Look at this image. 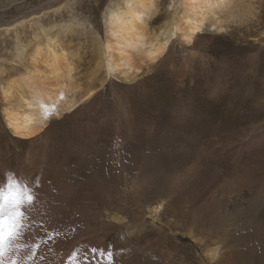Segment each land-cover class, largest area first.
Returning a JSON list of instances; mask_svg holds the SVG:
<instances>
[{"label": "rangeland", "instance_id": "obj_1", "mask_svg": "<svg viewBox=\"0 0 264 264\" xmlns=\"http://www.w3.org/2000/svg\"><path fill=\"white\" fill-rule=\"evenodd\" d=\"M113 1L0 0V83L19 87L16 45L42 24L81 92L94 89L26 140L7 129L0 94V218L16 224L4 264H203L200 236L225 241L233 264H264V0H236L222 31L174 38L130 79L96 65ZM178 6L158 0L151 30ZM35 43L24 64L43 72ZM159 199L175 228L146 211Z\"/></svg>", "mask_w": 264, "mask_h": 264}, {"label": "bare ground", "instance_id": "obj_2", "mask_svg": "<svg viewBox=\"0 0 264 264\" xmlns=\"http://www.w3.org/2000/svg\"><path fill=\"white\" fill-rule=\"evenodd\" d=\"M157 1L115 0L107 7L108 10L104 14L106 34L104 40H100L99 37L97 39L99 56L96 63L99 68L104 69L106 78L135 77L144 68V63L147 66L166 58V51L176 37L188 46L199 38L208 25L221 30L223 22L227 20L222 15L233 16L236 2V0H177L178 9H174L170 20L164 22L165 25L157 31H153L149 21L159 9ZM11 27L17 29L16 23L14 22ZM50 32L51 28H45L40 24L38 30L34 32V40L28 44L20 41L21 35H17L19 41L16 45V61L25 66L26 72L18 77L20 81L18 88H15V85L11 86L10 83L9 85L0 83V94L3 95L2 101L5 102L2 105L3 117L7 129L19 140L37 136L45 129L51 118L59 117L73 109L80 98L86 100L94 94L93 88L81 92L83 90L80 88L81 85L78 86L73 80L71 73L73 65L68 54L61 46L59 49L58 38L51 36ZM32 42H36V46L34 45L30 62H43V72L35 66L24 64L26 59L24 53ZM2 72L4 71L0 70V73ZM77 88L80 89L79 97L76 96ZM14 90L16 93H13ZM162 209L165 213H161V219L167 218L175 228L177 218L173 217L174 214H169L171 210L169 207L166 208L164 199L146 205V211L150 214L159 215ZM115 219L120 220L117 217ZM201 237L199 243L204 247L203 257L206 261L203 264H233L224 252L225 241L215 240L209 244Z\"/></svg>", "mask_w": 264, "mask_h": 264}, {"label": "snow or ice", "instance_id": "obj_3", "mask_svg": "<svg viewBox=\"0 0 264 264\" xmlns=\"http://www.w3.org/2000/svg\"><path fill=\"white\" fill-rule=\"evenodd\" d=\"M14 216H19L20 213H14ZM16 224L13 217H9L7 221L0 218V264H4L3 252L5 250V244L10 247L11 242L15 238ZM9 264H16V262L10 261Z\"/></svg>", "mask_w": 264, "mask_h": 264}]
</instances>
